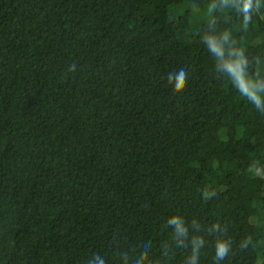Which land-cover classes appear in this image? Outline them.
Listing matches in <instances>:
<instances>
[{
  "label": "trees",
  "instance_id": "1",
  "mask_svg": "<svg viewBox=\"0 0 264 264\" xmlns=\"http://www.w3.org/2000/svg\"><path fill=\"white\" fill-rule=\"evenodd\" d=\"M0 264H264V0H0Z\"/></svg>",
  "mask_w": 264,
  "mask_h": 264
},
{
  "label": "clouds",
  "instance_id": "2",
  "mask_svg": "<svg viewBox=\"0 0 264 264\" xmlns=\"http://www.w3.org/2000/svg\"><path fill=\"white\" fill-rule=\"evenodd\" d=\"M212 48L217 49L214 44L212 45ZM228 67L235 74V78L239 82V86L241 90L245 94H249L248 89L244 87V84H243V78H242V74L240 71V62H237L235 65L230 64L228 65ZM168 79L170 83L173 81L175 82L174 90L177 92L182 91L184 86L186 85V73L184 72V70H181L179 73L169 74ZM226 252H227L226 247L224 245H220L218 248V258H223L224 255H226Z\"/></svg>",
  "mask_w": 264,
  "mask_h": 264
},
{
  "label": "rangeland",
  "instance_id": "3",
  "mask_svg": "<svg viewBox=\"0 0 264 264\" xmlns=\"http://www.w3.org/2000/svg\"><path fill=\"white\" fill-rule=\"evenodd\" d=\"M177 8V7H175ZM181 8V9H180ZM211 7H207L205 10L209 9ZM181 10V12H186V11H191V19H192V23H193V26L191 28V32H194L196 31V29L199 27L201 21L203 19L206 18V15H203L202 13H198V11H193V10H188V7L184 4V5H181L179 6V8Z\"/></svg>",
  "mask_w": 264,
  "mask_h": 264
}]
</instances>
